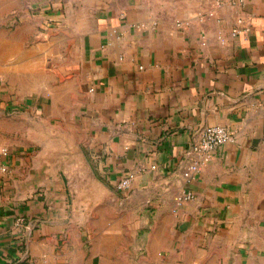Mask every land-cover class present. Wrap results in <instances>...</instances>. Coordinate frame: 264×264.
Returning <instances> with one entry per match:
<instances>
[{"label":"crops","instance_id":"obj_1","mask_svg":"<svg viewBox=\"0 0 264 264\" xmlns=\"http://www.w3.org/2000/svg\"><path fill=\"white\" fill-rule=\"evenodd\" d=\"M40 2L51 27L36 68L23 51L0 67L18 107L0 114V264H226L230 251L252 263L248 248L264 244V0ZM214 124L234 139L187 183V150ZM185 189L196 197L179 204Z\"/></svg>","mask_w":264,"mask_h":264},{"label":"rangeland","instance_id":"obj_2","mask_svg":"<svg viewBox=\"0 0 264 264\" xmlns=\"http://www.w3.org/2000/svg\"><path fill=\"white\" fill-rule=\"evenodd\" d=\"M42 5L40 0H0V67L4 66L5 62L19 64L23 51L26 53L30 72L32 68H36L38 56L36 55L34 47L38 40H40L38 37L50 30L49 28L51 27L50 23H46V21L40 17V14L43 12ZM21 42L28 45L27 51L21 49ZM45 72L49 73L47 71ZM13 75L15 81L21 84L22 80L18 72H13ZM29 77L31 78L30 75ZM4 81L10 86V84H8L9 80L1 76L0 114H14L18 107L14 108L11 103L12 101H9L11 99L2 95L4 92L8 93L6 91L8 89L2 86V82ZM29 84H31V82H29ZM8 104L9 106H7ZM247 252V255H254L253 262L250 264H264V244L261 247L248 248ZM145 253V248H140L138 254H136L138 256L135 258L142 257ZM234 253V251L221 253L223 257L230 260V262L226 264H234Z\"/></svg>","mask_w":264,"mask_h":264},{"label":"built area","instance_id":"obj_3","mask_svg":"<svg viewBox=\"0 0 264 264\" xmlns=\"http://www.w3.org/2000/svg\"><path fill=\"white\" fill-rule=\"evenodd\" d=\"M243 3L244 0H239ZM181 24V23H180ZM241 31L240 27H236L233 33L236 34ZM234 139V131L224 125L214 124L205 125L202 127L193 141L191 142L188 150L187 157L189 158L188 164L182 170V178L185 182L189 183L195 180L201 173L203 166L212 159L214 153L222 145ZM8 149L3 150V154L7 155ZM0 171L6 173L9 171V165L3 163L0 166ZM133 184V175L128 174L121 178L118 182L120 190H130ZM196 197V194L191 189H185L178 197L179 204L188 202Z\"/></svg>","mask_w":264,"mask_h":264}]
</instances>
